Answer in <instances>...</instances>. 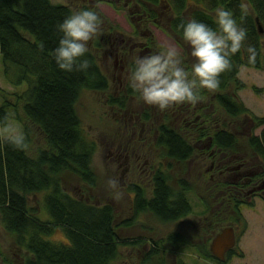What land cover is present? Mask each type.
<instances>
[{
    "label": "trees",
    "instance_id": "trees-1",
    "mask_svg": "<svg viewBox=\"0 0 264 264\" xmlns=\"http://www.w3.org/2000/svg\"><path fill=\"white\" fill-rule=\"evenodd\" d=\"M136 2L141 10L129 12V17L137 15L139 23L148 20L167 31L184 50L185 55H188L189 49L182 39L180 25L183 22L196 18L216 28L211 15L214 10L225 7L233 11L238 23H242L247 29L245 44L256 48L257 59L254 65H250L242 53L232 57L231 69L219 77L216 100L232 117L250 116L254 126L247 143L253 154L264 164V116L255 115L237 94L226 92L232 84L238 91L246 87L240 78L243 66L264 68V31L261 33L259 29L260 23L264 30V0H249L255 11L243 20L240 16V0ZM162 4L168 20L165 27L160 20L163 14L155 9ZM148 5L155 8L150 9ZM85 7L92 8H82ZM71 10L69 6L51 0H0V56L4 73L13 77L14 84L27 85L24 93L19 96L25 102L24 113L42 130L50 146L49 149L39 150L36 156H31L28 153L27 133L25 150L0 140V216L4 227L14 235L17 244L30 254L25 264H111L117 258L121 244L113 206L109 203L98 205L76 197L65 189L61 181V175L69 172L86 184L95 186L97 176L92 168V159L96 142L85 133L76 105L82 91H105L110 84L91 50L86 57L91 65L87 72L69 73L57 67L52 52L61 33L55 26ZM104 18L106 23L108 20L105 16ZM109 25L107 30H116ZM139 32L140 27L137 25L134 34ZM127 41L128 39L125 44ZM255 89L262 90L257 87ZM134 94L128 87L127 93L113 97L110 101L125 107L128 97ZM8 120V104L0 103V129L6 126ZM260 127V134H256L255 130ZM158 131V145L165 149L169 159L184 162L192 157L195 148L179 131L166 123H162ZM208 134L209 132L202 130L200 137ZM210 135L212 146L221 150H234L239 141L236 134L227 128L214 130ZM153 183L151 198L146 196L143 187L131 186L130 190L135 194L134 216L148 211L162 222H175L192 212L193 206L188 197L191 187L188 183L182 181L180 189L175 190L169 184V176L161 169L155 175ZM222 185L228 188L230 183L223 182ZM43 192L44 206L51 216L50 220H42L38 215L40 209L29 205V195ZM240 202L237 199L234 205L239 217ZM132 222L133 220H127L124 224L130 225ZM58 227L62 228L67 238L66 243L46 238ZM167 240L178 248L181 244H186V238L180 233H172ZM157 252V248L153 247L148 257ZM205 254L218 264H226L237 252L235 248L228 251L224 261L216 258L210 249ZM175 264L190 263L178 259Z\"/></svg>",
    "mask_w": 264,
    "mask_h": 264
},
{
    "label": "rangeland",
    "instance_id": "rangeland-1",
    "mask_svg": "<svg viewBox=\"0 0 264 264\" xmlns=\"http://www.w3.org/2000/svg\"><path fill=\"white\" fill-rule=\"evenodd\" d=\"M51 1L67 5L71 9L98 6L108 20V24L104 25L107 28H103L102 34L90 42V50L107 75L109 88L105 91H82L76 105L85 133L96 142L92 168L97 182L95 186H90L69 172L61 175V181L65 189L76 197L98 205L109 203L113 206L121 244L118 256L111 264H175L178 259L190 264H218L205 253L209 251L217 231L228 227L235 231L234 248L237 254L226 261V264H264V164L253 154L247 143L254 126L250 116H230L216 100L218 91L209 92L207 89H201V99L190 106L175 105L160 111L138 101L134 94L128 97L126 107L120 108L110 100L126 93L129 87L127 76L133 58L148 54L138 45L130 54L131 43L125 44L129 36L135 37L133 41L145 43L150 42L148 36L151 34V52L158 50L157 45L175 46L185 57L188 67L193 61L189 46V53L185 55L184 50L167 31L148 20L139 23L137 15L130 18L129 12L141 10L136 0ZM147 7L155 8L152 5ZM155 9L163 14L160 20L164 27L167 26L163 4ZM141 14L145 16L142 11ZM109 24L116 30H107ZM137 25L140 32L135 35ZM240 78L246 87L238 91L232 84L226 92L237 94L255 115L264 116V68L243 66ZM26 87V84H14L13 77L4 73L0 56V103L8 104L9 113V120L3 129L11 125L25 136L27 133L28 153L36 156L39 150L49 149L50 146L42 130L24 113L25 102L19 96ZM255 87L262 90L257 91ZM147 115L151 117L150 120ZM162 123L179 131L193 144L195 152L190 159L184 162L171 160L166 157L164 150L154 145L155 132ZM220 128H227L238 137L234 150H221L212 146L210 134ZM202 130L209 134L200 137ZM261 130L262 127L257 128L255 133L260 134ZM131 139L133 141L129 142ZM127 143H137L145 156L151 157V166H146L150 169L145 168L147 172L139 169L134 177L144 188L148 198L153 196L154 187L148 171L155 168L162 169L169 176V184L175 190L180 189L182 181L189 184L191 189L188 197L193 210L188 216L175 222H162L148 211L134 216V194L120 183L121 168L113 151ZM109 178L119 181V191L122 193L119 199H114L112 190L107 187ZM223 182L239 185L227 188L222 185ZM44 194L45 192L29 195L28 201L31 207L40 209L38 215L42 220H50L51 216L44 206ZM237 199L241 201L240 217L234 210ZM127 220H133L132 224H124ZM172 233L183 235L186 244H181L179 248L171 244L167 238ZM46 238L57 243L67 242L61 227ZM153 247L158 252L149 258L148 254ZM28 257L30 254L17 244L14 235L4 227L0 216V264H25Z\"/></svg>",
    "mask_w": 264,
    "mask_h": 264
},
{
    "label": "clouds",
    "instance_id": "clouds-1",
    "mask_svg": "<svg viewBox=\"0 0 264 264\" xmlns=\"http://www.w3.org/2000/svg\"><path fill=\"white\" fill-rule=\"evenodd\" d=\"M241 20L254 13L249 0H240ZM216 28L192 18L180 25L182 39L190 48L193 61L188 67L181 51L171 45H157V51L133 58L127 83L136 94V99L160 111L181 104H195L200 99V90L214 92L219 87L220 75L232 67V57L237 53L246 56L254 65L257 50L246 46L248 32L238 23L233 11L225 7L214 10ZM105 18L97 8H76L70 11L56 30L61 33L58 44L52 52L57 67L65 72H87L90 62V42L102 34ZM7 120V118H6ZM0 140L13 147L25 150L26 136L8 125L0 129ZM114 199H119V181L107 180Z\"/></svg>",
    "mask_w": 264,
    "mask_h": 264
},
{
    "label": "flooded vegetation",
    "instance_id": "flooded-vegetation-1",
    "mask_svg": "<svg viewBox=\"0 0 264 264\" xmlns=\"http://www.w3.org/2000/svg\"><path fill=\"white\" fill-rule=\"evenodd\" d=\"M99 4V3H96ZM135 31V29H134ZM151 34H149V38L148 40H150V42H137V41H133V39H135V37L133 38V36H129V39L127 41V44L131 43L130 48H129V53L132 54L133 48L135 46L137 47H141L142 49L146 50L148 53L151 52L152 50V43H153V39L151 40ZM102 39V37H100ZM132 38V39H131ZM123 41H125L123 39ZM128 88V87H127ZM127 93V90H126ZM131 96V95H130ZM117 105V104H115ZM185 104H181L180 106H184ZM188 106H190V104H188ZM120 107V106H119ZM126 107V106H125ZM125 107H120V108H125ZM147 119H151V117L149 118V116L147 115ZM161 125V124H160ZM159 128V127H158ZM158 136H159V131L158 129L155 132V143L154 145L158 146L159 148H161L162 150H164L165 154L166 151L165 149L158 145ZM133 141V139H131L129 142ZM142 148L136 143L135 145H132V143H127L124 145H120L119 148L117 150H113L115 152V158L118 161L119 167L121 168L120 170V183L124 184V186H126L129 190L131 188V186L133 185H139L141 186V184H139V182L134 180V177L136 176V172L140 169L144 170L146 168V166H151V157L147 158L145 156V153H143V151L141 150ZM167 158H169L166 155ZM146 168L150 169V168ZM146 170H144L145 172H147ZM160 170V168H155L153 171L150 170L148 171L149 173H151L152 176V181L154 180L155 175L157 174V172ZM162 170V169H161ZM154 185V183H153ZM239 184L238 183H233L230 184V186L232 187H237ZM142 187V186H141ZM131 193L134 194V192H132L130 190ZM135 196V194H134ZM133 196V199H134ZM132 199V201H133Z\"/></svg>",
    "mask_w": 264,
    "mask_h": 264
},
{
    "label": "water",
    "instance_id": "water-1",
    "mask_svg": "<svg viewBox=\"0 0 264 264\" xmlns=\"http://www.w3.org/2000/svg\"><path fill=\"white\" fill-rule=\"evenodd\" d=\"M260 32L263 33V27L259 23ZM236 245L235 231L233 228H223L221 229L213 238L210 245L211 253L217 257L219 260L224 261L226 259V254L228 251L233 249Z\"/></svg>",
    "mask_w": 264,
    "mask_h": 264
}]
</instances>
